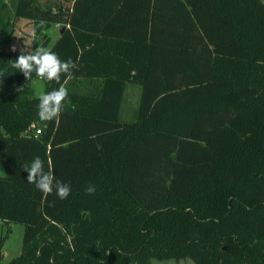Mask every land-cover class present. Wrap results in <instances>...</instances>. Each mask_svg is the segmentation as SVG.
<instances>
[{
    "label": "trees",
    "instance_id": "1",
    "mask_svg": "<svg viewBox=\"0 0 264 264\" xmlns=\"http://www.w3.org/2000/svg\"><path fill=\"white\" fill-rule=\"evenodd\" d=\"M4 5L0 219L25 232L10 262L0 246V264H264V0ZM20 19L36 34L29 51L77 64L45 81L69 92L56 120L38 118L35 74L12 67ZM130 83L142 87L133 121L122 118ZM36 156L71 185L67 199L27 181Z\"/></svg>",
    "mask_w": 264,
    "mask_h": 264
},
{
    "label": "clouds",
    "instance_id": "2",
    "mask_svg": "<svg viewBox=\"0 0 264 264\" xmlns=\"http://www.w3.org/2000/svg\"><path fill=\"white\" fill-rule=\"evenodd\" d=\"M35 36V32L32 33ZM16 51V47H12ZM12 67L23 73L26 81L32 80L33 74L42 81L60 83L62 76L71 77L73 70L77 68L76 62L69 58L62 60L57 53L44 47H38L33 51L21 49V54L13 61ZM23 92V88H18ZM38 118L43 122L58 119L63 112L69 92L61 85L58 89L38 92ZM23 171L27 173V181L45 195L55 194L59 199L64 200L71 194V185L55 177L51 161L48 162L45 170V162L36 156L30 163L22 165ZM85 192L93 195L96 192L94 184H88Z\"/></svg>",
    "mask_w": 264,
    "mask_h": 264
},
{
    "label": "rangeland",
    "instance_id": "3",
    "mask_svg": "<svg viewBox=\"0 0 264 264\" xmlns=\"http://www.w3.org/2000/svg\"><path fill=\"white\" fill-rule=\"evenodd\" d=\"M6 9L10 7L11 0H3ZM4 7V8H5ZM53 43L59 36V27L54 25L49 31ZM33 25L28 19H20L15 23V29L13 34L12 47L15 46L16 49L21 50L26 47V51L32 49L33 44ZM35 94L37 95L40 91H45V81L35 78L32 82ZM142 87L138 83H130L126 91V99L124 103V108L122 112V118L124 120L133 121L136 119L137 110L139 107L140 96ZM5 169L2 164H0V174H4ZM24 232L25 226L18 222L7 223L0 219V246L2 245L3 262L8 263L13 258L18 256L23 249L24 244ZM4 240V241H3ZM152 264H196L194 260L187 259H168V260H158L153 259Z\"/></svg>",
    "mask_w": 264,
    "mask_h": 264
},
{
    "label": "built area",
    "instance_id": "4",
    "mask_svg": "<svg viewBox=\"0 0 264 264\" xmlns=\"http://www.w3.org/2000/svg\"><path fill=\"white\" fill-rule=\"evenodd\" d=\"M41 132V130H37V133H40Z\"/></svg>",
    "mask_w": 264,
    "mask_h": 264
}]
</instances>
